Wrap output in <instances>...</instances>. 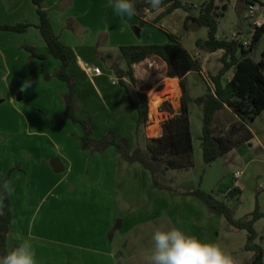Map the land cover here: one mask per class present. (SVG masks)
<instances>
[{
	"label": "rangeland",
	"instance_id": "obj_1",
	"mask_svg": "<svg viewBox=\"0 0 264 264\" xmlns=\"http://www.w3.org/2000/svg\"><path fill=\"white\" fill-rule=\"evenodd\" d=\"M189 1L198 5V8H191L192 13L197 15L205 0ZM186 5L190 6V4ZM222 6L226 8L219 17L218 36L231 40L233 34H236L240 41L251 40L252 34L248 32L249 20L244 18L243 13L238 9L239 0H225ZM167 7L168 5L162 4L159 9ZM159 9L145 11V17H148L146 21L141 19L144 23L137 16L130 20H122L109 6V0H74L72 8L66 10L76 18L77 22L84 27L87 26L89 31L86 30L84 37L86 40L95 44H111L109 50L118 51L120 57H122L121 51L115 45H162L169 42L167 34L170 32L197 57L196 41L207 39L208 29L195 26V29L193 27L186 31L183 21L188 13L183 8L174 11L172 16L166 15L162 20L154 22L155 19L153 20L149 14L158 13ZM55 16L53 14V18ZM190 25L194 26L193 23ZM240 26L243 28L241 29ZM98 31L103 32L97 37L95 35ZM83 33H79L80 39ZM2 44L0 40L2 50H5ZM263 47L264 36L254 47L253 58L258 60ZM3 54L7 56V60L1 58L0 52V137L12 138V147L5 149L1 147L0 153L12 151L14 155H10L11 159L7 162L17 164L23 162L24 166L21 170L28 173L31 183L30 189L25 191L26 199L29 205L32 203L29 207L34 209L40 202L38 200L42 197V193L49 191L52 186L47 180L36 187V184L42 180L43 173L50 171L49 168L42 167V160L49 157L48 165L52 167L50 160L57 158L59 151L63 150L66 164L73 169V173L65 185L44 201V205L59 207L57 225L60 228L56 230L59 231L58 238L69 241L70 245L73 244L64 247L65 254L71 258L70 264H148L147 257L151 254L154 243L152 235L161 225L168 228L177 227L201 240L218 243L237 264H253L255 253L245 248L248 232L233 227L225 215L209 208L194 195L197 190L224 202L236 220L245 219L255 210L256 205H259L262 218L255 223V230L258 233L256 242L262 246L264 264V172L259 174L256 168L260 166L264 169L263 149L253 142L243 144L236 148L235 153H229L206 164L202 150L203 113L192 101L189 108L194 146L193 167L173 170L165 169L164 164H160L156 177H153L142 164L129 161L113 146L107 148L106 151L109 149L107 152L104 150L105 154H99L100 151L85 150L81 142L84 136L82 127L71 121L69 123L64 121L59 115V98H57L59 93L56 92V87L52 83L45 87V82H37L40 73L49 71L42 70L39 65L38 68L26 65L27 54L24 52L22 55L18 53L17 58L10 57L8 51H3ZM156 59L157 68L150 74L149 84L140 86L129 78L125 80L130 86L134 100L138 101V95L142 93H146L147 96L148 121L140 127L137 126V111L131 109L128 103L125 109L121 97L118 98L116 113L113 114L110 110H107L109 112L107 113L100 107L101 102L91 92L89 86L79 84L78 89L88 94V100L80 97V105L85 104V109L78 105L77 117L92 118L95 126L94 133L90 135L92 140L99 141L109 134L108 138L113 136L115 139H123L127 142L128 152L133 153L135 150L144 151L148 139L162 134V123L170 117L169 108L173 110V105L178 106V101L175 100V94L172 92V87L175 89L174 85L171 86L169 80L166 83L161 82L167 75L161 60ZM43 67L47 69V66ZM122 67L124 71L128 70L127 65ZM206 73H208L207 81L197 73H192L185 81L191 100L204 95L208 89L214 87L210 79L212 75L210 72ZM27 80L32 82L31 87L27 91H20L21 85ZM62 85L66 86L65 83ZM138 88L142 93L136 92ZM146 90L148 91L145 92ZM11 92L17 100L18 111L9 105ZM2 99L5 101L3 102ZM33 107L37 114L34 113ZM117 116L126 126L108 127L116 123ZM34 117L38 118L37 127ZM219 117L224 122L228 116L220 114ZM29 119H32L31 124H28ZM105 123L109 124L105 126L108 128L107 132ZM251 127L264 143V137L261 136L264 130V115ZM35 143L38 147L34 145ZM26 161L28 166L25 165ZM0 162H5L4 155L0 156ZM239 163H244V166L241 167ZM0 168L3 170L5 166L0 165ZM52 170L54 171L53 167ZM236 171L243 172L240 178L241 194L235 197L227 196L237 186L234 180ZM7 178L9 174L4 179ZM69 183H77V190L70 195L57 197L56 195L68 187ZM45 207L37 219V225L46 218L48 221L54 220L53 214L46 213ZM162 213H166V216H162ZM56 230L54 228L49 232L45 229L44 233L52 238L57 236ZM36 247L38 249L35 256L36 264L56 263L50 257L55 253L49 250L50 244L41 242L36 244Z\"/></svg>",
	"mask_w": 264,
	"mask_h": 264
},
{
	"label": "trees",
	"instance_id": "obj_2",
	"mask_svg": "<svg viewBox=\"0 0 264 264\" xmlns=\"http://www.w3.org/2000/svg\"><path fill=\"white\" fill-rule=\"evenodd\" d=\"M225 0H205L197 15L191 11L192 6L183 4V1H175L167 10L171 13L174 10L183 8L188 15L184 21V29L190 30L191 23L197 27L208 29L207 39H198L196 46L200 50L210 53L222 50L220 58L222 68L216 75L210 76L214 85L213 89H208L202 96L191 100L185 86V78L192 72L201 71L200 62L193 56L173 34H167L169 42L158 45H130L120 48L122 58L127 64L128 70L123 71L114 66L113 70L119 79L120 86L125 88L128 94V104L137 111V126L148 121V100L146 94H140L139 100L132 98L124 78L128 77L132 82H136L133 75V66L145 61L151 56L160 57L167 64L166 75L169 78H179L182 88L181 110L173 115L171 108L169 117L162 123V134L147 141L143 151L135 150L128 152V145L123 139L106 136L99 141L92 140L90 135L94 133V125L91 118L77 117L76 76L69 74L73 56L60 38L56 35L48 12L43 9L44 0H33L36 6V13L39 18L38 25L31 23H21L17 25H0V30L25 33L29 28L36 26L46 43L47 52L38 53L34 47H25L32 59L45 60L48 55L61 62L60 68L56 71V76L67 84V92L63 95L65 112L63 120H69L80 125L84 131L82 137L83 148L93 151L103 152L108 147L113 146L122 152L129 161L142 164L156 177L157 168L164 164L165 169L181 170L192 168L193 163V137L191 131L190 102L196 103L203 113V135L202 150L203 159L206 164H210L218 158L224 157L243 144L249 143L253 139V134L249 126L264 111V62L255 61L252 52L256 44L264 36V24L254 27L252 33V43L245 47L238 39H220L218 35L219 17L223 15L222 6ZM172 0H163V5L171 3ZM258 0H239L238 9L246 11ZM137 17L141 20L145 17V10L150 6L147 0H135ZM144 14V15H143ZM164 16V14L162 15ZM162 16L155 19L158 22ZM142 23L144 21L141 20ZM111 58L110 56L108 57ZM232 72V78L228 80L226 75ZM167 104V103H166ZM168 105V104H167ZM220 114H227V119L222 122ZM159 165V166H158ZM159 169V168H158ZM6 179L0 178V184ZM241 194V189L236 187L227 196L235 197ZM194 195L202 200L212 210L225 215L227 221L237 229H245L248 232V239L245 245L246 250L255 253L253 264H263V249L256 241L258 233L255 230V223L262 218L259 205L255 210L243 220H236L230 214L229 207L222 201L216 200L212 195L201 190L194 192ZM6 207L4 214L0 216V256L8 247V233L13 219V211L10 196L5 200Z\"/></svg>",
	"mask_w": 264,
	"mask_h": 264
},
{
	"label": "crops",
	"instance_id": "obj_3",
	"mask_svg": "<svg viewBox=\"0 0 264 264\" xmlns=\"http://www.w3.org/2000/svg\"><path fill=\"white\" fill-rule=\"evenodd\" d=\"M258 1L263 4L262 7L264 8V2H263L264 0H258ZM73 2H74V0H44L43 9L48 12L49 18L51 20V23H52V26H53V29H54L56 35L60 38V40L64 43V45L72 53L73 61L70 65V67L68 68V72H69V74L76 76V80H77L76 105H77V107H78V105H80V103H81L80 97L88 100V94L83 93V92H81V90L78 89L79 84H82V85L86 84L87 86H89L91 92L94 93V95H96L98 97L99 101L101 102L100 107L104 108L106 110V112H107V110H110V111H112L111 113L115 114L117 111L116 107H117L118 98H120V97L122 98L123 106L125 109L127 108L128 94H127L125 88H123V87L121 89L119 88V86H120V83H118L119 79L115 75L113 67L118 66L119 69L123 70L122 66L125 67L127 64L124 61V59L122 57H120L119 54H117L118 51L117 52H111L109 50L111 44L110 45L109 44H95L93 42H90L89 40H86V38H84L86 30H87V26L84 27L79 22H77L76 18L74 16H71L72 14H69L68 10H66V9H69V7L72 8ZM189 3L193 4V2L191 3L190 1H189ZM194 4L197 5L196 3H194ZM167 5H168L167 8L159 9L158 13H152L149 15L152 16L153 20L157 19L159 16H162L163 13H166L172 4H167ZM174 11H177V10H174ZM174 11L171 13L165 14L158 21L162 20L166 15L172 16ZM55 12L58 13L60 16L57 15ZM241 12L243 13L244 18H245L246 11H244L242 9ZM53 14L56 15L54 18H53ZM154 15H155V17H153ZM147 17L148 16L143 17L142 19L144 21H146ZM59 19L61 21H59ZM246 19L249 20V24H250V30L248 32H250L252 34L254 27H256V26L260 27L264 24V11L256 13L253 17L246 18ZM184 21H185V19H184ZM134 22H133V24H134ZM21 23H31L33 25H38L39 18H38V15L36 13V6H35L33 0H0V25H17V24H21ZM133 24H131V25H133ZM193 27H194V29L196 28L195 26H191L190 28H193ZM240 28L242 29L243 27L240 26ZM87 31H89V30H87ZM102 32L103 31H98L95 36L98 37ZM79 33H83L82 39H80V37H78ZM124 34L127 36L130 35V33H124ZM171 34H173V33H171ZM219 38L222 39L221 37H219ZM76 39H77V41H76ZM232 39H238V36H236V34H233ZM0 40L2 41V43H3L2 45L5 49V50H2V46L0 45L1 58H3V60H7L6 59L7 56H5L3 54V51L10 52V57H15V58L18 57V53L20 55H22V52H24L27 54V56L25 57L26 65H30L33 68H38L37 65H39V67H41L42 70L49 71L48 73H45V72L40 73V79L38 81L37 80L36 81L37 82L40 81V83L45 82L44 83L45 87L49 83H52L53 86L56 87V92L59 93L57 96V98H59V101H58L59 102V115H60L61 119H63L64 112H65V104H64L62 98H63V95L67 92V84L65 82L61 81L56 76V71L60 68L61 62L59 60L53 58L50 55H48L45 60L32 59L30 53L25 49V47L30 46V47L36 48L38 53L44 54L47 52L46 43H45V41H44V39L40 33V30L36 26L29 28L25 33H15V32L0 30ZM126 40H128V39H126ZM251 41H252V39H251ZM79 43H81V44H79ZM133 45H137V44H133ZM146 45H150V44H146ZM122 46H130V45H126V44L115 45V47L119 51H120V48ZM195 53L197 55L196 59L199 60L200 67H201V71L197 74L200 75L202 77V79L204 78V81H207L206 75L208 73H206V72H210V75L213 76V75H216L217 72L222 68V63L220 62V58L223 55L222 50L210 53V52L198 49ZM263 54H264V47L261 50L260 57L258 58V60H256L255 58H253V59L255 61H261ZM109 56L111 57L110 59L108 58ZM193 56H195V55H193ZM252 57H253V55H252ZM156 58L161 60V62L163 63V68H165V73L167 72V64L160 57L151 56V57L147 58L145 61L138 63V64H135L133 66V75L135 77L136 82L139 83L138 85L143 86L144 84H149V82H148L149 76H150V74L154 73L156 71V68H157V67H155V65H157V61H156L157 59ZM85 64L100 67L102 69V74L98 75V76L89 77L84 72V69H83V66ZM43 66H47L48 70L46 69V67H43ZM192 73H196V72H192ZM192 73H190L186 76L185 81L188 80L189 76ZM232 75H233V73L229 72L226 75V78L228 80H230L232 78ZM126 78H128V77L124 78V82L128 86V89H129L131 96H132V91L130 89V86L125 81ZM50 79L52 80V82L49 81ZM58 80H59V82L65 83L66 86L62 85V83H59ZM167 80H169V82L171 83L170 84L171 86L175 84L174 85L175 89L179 90V94H178V93H176L175 90H173L174 88L172 87V92L175 94L174 98H175V100L178 101V106L173 105V107H172L174 110V111L172 110L173 115H175V114L179 113L181 110V98H182V94H183L182 88L180 85L181 80L179 78H169V77L165 76L161 80V82L166 83ZM114 81L116 83H114ZM122 90L124 91V93ZM147 91L148 90H146L145 92H147ZM136 92L142 93V91H140L139 88L136 89ZM142 94H146V93H142ZM196 98L197 97H194L193 100ZM2 101L4 102L5 100L2 99ZM0 103H1V101H0ZM16 103H17V100L14 96V93L11 92L9 94V105H12L13 108L15 110H17L16 109ZM171 104H173V103H171ZM80 106H81V108L85 109V104L82 103ZM86 111H87V109H86ZM34 113H36V109H35ZM107 113H109V112H107ZM173 115L170 114V117ZM263 115H264V111L262 112V114L258 118H260V117L262 118ZM257 119L253 123H256ZM120 120H121V118L117 116L116 123L114 122L112 125H110L108 127H125L126 124L121 123ZM31 121H32V119H29L28 122H30V123H28V124H31ZM34 121L36 124L35 127H37L38 118L34 117ZM66 122L69 123L70 121L66 120ZM107 125H109V124L105 123L104 127ZM251 125L249 126V128H250L254 137L249 143L252 144V142H253L255 145L259 146L261 149L264 150L263 140L260 139L259 134H257V132H255L252 129ZM105 129L107 132L108 128L105 127ZM121 129L122 128H120V130ZM109 130H111V129H109ZM4 133H7V132H4ZM261 136L264 137V130H262ZM11 142H12V138H8V136L0 137V148L2 147L3 149H5V147H12ZM249 143H247V144H249ZM34 145H36V143ZM36 147H38V145H36ZM108 148H110V147H108ZM105 151L99 152V154H105ZM107 151H109V149ZM62 152H63V150L61 152L59 151L58 156H57V158L59 157L61 159V161L65 167V170L61 173L54 172L52 170V167L48 165L49 157H47V158L45 157V158H43L44 160H42L43 162L41 161L43 163V164H41L42 167H45L47 169L49 168L50 171L47 170L45 173H43L42 180L40 181L39 184H36V187L41 186L42 183L46 182L47 180H49L51 182L50 184H52V186H51V189L49 191L42 193L43 194L42 197L40 198V200H38L40 202L36 204L34 209H31L29 207L32 203L29 205V202L26 199L25 191L30 189L31 183H30V176L28 175V173L27 172L24 173V171L21 170L22 167L24 166L23 162H20L19 164L15 163V162H13V163L7 162L8 159H11L10 155H14V154H12V151L11 152L10 151H7V152L2 151V153H0V156L4 155V159H5V162H0V165L5 166V168H3V170L0 168V178H5L9 174V178H7L6 180L9 181L11 186L14 188V192L10 196L11 206H12V211H13V219H12V222H11V225L9 228V233H8L7 244H8L9 249H13L16 246H18L20 243H22L23 241L29 240L31 242L33 248L35 249V253H37L38 249L36 247V244L41 243V242H45V243L50 244V246H51V248L49 249L50 251H55V253L50 256L56 262L55 264H70L69 260H71V258L69 255L65 254L64 247H66V246L70 247L73 244L71 243L72 245H70L68 243L69 241L66 242L63 239L58 238L59 231L56 230V229L60 228L57 225V215L59 212L58 211L59 207L56 208V207H53V205L45 207V205H44V203H45L44 201L50 195L54 194L61 186L65 185L66 182H68L70 180V177L73 173V169L66 164L67 160H66V158ZM84 152H87V151H84ZM235 152H236V149L234 151H232L230 154H233ZM51 161H52V159L50 160V162ZM3 163H6V165ZM241 164L239 163V165L241 167L244 166L243 165L244 163L242 165ZM25 165L28 166L27 161H26ZM17 167L19 168V170ZM256 167H257V171L259 172V174H262L264 172L263 167H260V166H256ZM12 170H13V172H12ZM16 170H17V172H16ZM67 186L68 187H65L62 190V192L58 193L56 196L57 197L60 196V198H61L63 195H70L71 193H73L77 190L76 189L77 183H69ZM43 207H45L47 209L46 213L49 214L51 212V214H53L54 220L48 221V218H46L45 220L40 221V223L37 225V219L40 216ZM50 217H52V216H50ZM54 228L56 230L57 236H54V237L52 236V238H50V236L47 237L46 234L44 233L45 229L49 230V232H51ZM66 260H67V262H65Z\"/></svg>",
	"mask_w": 264,
	"mask_h": 264
},
{
	"label": "clouds",
	"instance_id": "obj_4",
	"mask_svg": "<svg viewBox=\"0 0 264 264\" xmlns=\"http://www.w3.org/2000/svg\"><path fill=\"white\" fill-rule=\"evenodd\" d=\"M151 10H158L163 0H147ZM109 6L122 20H130L137 15L135 0H109ZM32 82L27 80L20 91H27ZM14 188L5 180L0 184V216L4 214L5 200ZM166 216V213H162ZM153 247L147 257L148 264H237L218 243L204 241L186 234L177 227H157L152 235ZM36 253L31 242L25 240L15 248L0 256V264H36Z\"/></svg>",
	"mask_w": 264,
	"mask_h": 264
},
{
	"label": "built area",
	"instance_id": "obj_5",
	"mask_svg": "<svg viewBox=\"0 0 264 264\" xmlns=\"http://www.w3.org/2000/svg\"><path fill=\"white\" fill-rule=\"evenodd\" d=\"M175 1H183V4H190L188 0H172L171 3L169 4H173ZM193 8H198V5L195 4H190ZM150 8H147L145 11L146 12H150L149 10ZM261 11H264V8L262 7L261 4L259 3H254L253 5L249 6L248 9L246 10L245 13V18H251L253 17L256 13H259ZM251 40H244L241 41V43L245 46V47H249L251 45ZM262 61L264 62V54L262 56ZM84 72L89 76V77H93V76H98L102 74V69L100 67L97 66H93V65H89V64H85L83 66ZM114 83H116L114 81ZM243 175L242 171H236L234 173V180L236 182V187L240 188L242 185L240 183V178Z\"/></svg>",
	"mask_w": 264,
	"mask_h": 264
},
{
	"label": "water",
	"instance_id": "obj_6",
	"mask_svg": "<svg viewBox=\"0 0 264 264\" xmlns=\"http://www.w3.org/2000/svg\"><path fill=\"white\" fill-rule=\"evenodd\" d=\"M51 165L54 169V171L56 173H61L65 170V167L61 161V159L58 157V158H55L51 161ZM257 168V167H256ZM258 172V171H257ZM259 173V172H258Z\"/></svg>",
	"mask_w": 264,
	"mask_h": 264
},
{
	"label": "bare ground",
	"instance_id": "obj_7",
	"mask_svg": "<svg viewBox=\"0 0 264 264\" xmlns=\"http://www.w3.org/2000/svg\"><path fill=\"white\" fill-rule=\"evenodd\" d=\"M175 83V82H174ZM175 85V84H174ZM176 91V93H179V90L178 89H174Z\"/></svg>",
	"mask_w": 264,
	"mask_h": 264
}]
</instances>
